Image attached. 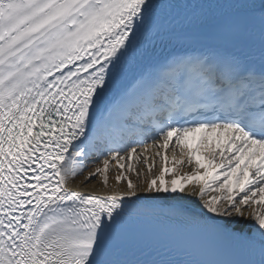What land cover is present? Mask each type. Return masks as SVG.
Listing matches in <instances>:
<instances>
[{"label":"snow or ice","instance_id":"obj_1","mask_svg":"<svg viewBox=\"0 0 264 264\" xmlns=\"http://www.w3.org/2000/svg\"><path fill=\"white\" fill-rule=\"evenodd\" d=\"M183 6L161 25L158 0H0V264H264V0ZM93 154L103 195L68 183ZM195 228L228 258L159 243Z\"/></svg>","mask_w":264,"mask_h":264},{"label":"bare ground","instance_id":"obj_2","mask_svg":"<svg viewBox=\"0 0 264 264\" xmlns=\"http://www.w3.org/2000/svg\"><path fill=\"white\" fill-rule=\"evenodd\" d=\"M155 151V149L151 150L149 153H147L146 155H152V153ZM171 151V146H170V150H169V153ZM156 160V164L159 165L160 164V158L159 157H156L155 158ZM102 161V160H101ZM101 161H99L96 165L92 166L89 170H92L94 169L96 166H101L102 167V163ZM172 166V161H171V156L169 154V167ZM115 162H113V164L110 166V170H109V183H113V180H112V176H113V171L115 170ZM155 170V169H154ZM87 171H85L84 175H77L75 177H71L69 178V185L72 186V187H75L77 188V190H81V191H84V192H89V191H97L99 194L103 195L105 193V189L102 187V177H100L99 175H97L96 177H94L92 179V182L91 184H83L81 183L82 181H84L85 179V176H87ZM183 171H191V168L190 167H187V166H184L183 167ZM168 178V177H166Z\"/></svg>","mask_w":264,"mask_h":264}]
</instances>
